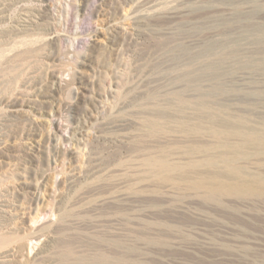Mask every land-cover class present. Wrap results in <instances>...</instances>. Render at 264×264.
Returning <instances> with one entry per match:
<instances>
[{"label": "rangeland", "instance_id": "1", "mask_svg": "<svg viewBox=\"0 0 264 264\" xmlns=\"http://www.w3.org/2000/svg\"><path fill=\"white\" fill-rule=\"evenodd\" d=\"M34 2L0 19V264H264V0Z\"/></svg>", "mask_w": 264, "mask_h": 264}, {"label": "bare ground", "instance_id": "2", "mask_svg": "<svg viewBox=\"0 0 264 264\" xmlns=\"http://www.w3.org/2000/svg\"><path fill=\"white\" fill-rule=\"evenodd\" d=\"M28 1V0H9V1H5L4 3L1 4V8H0V19L3 18V13L4 11H6L9 6H13V5H18L20 6V11H21V15H23V17H21L18 21V24H15L13 26V28L16 31H24L28 26H30L32 20L30 19V16H32V13L27 11V7L26 5H24V2ZM30 1H35L34 5H38L39 2H42V0H30ZM35 11L38 13V11H40V9H35ZM37 15V14H35ZM4 200V198H3ZM7 201H0V217H4V214L6 213V208L8 207V202L6 204ZM2 219V218H1Z\"/></svg>", "mask_w": 264, "mask_h": 264}]
</instances>
